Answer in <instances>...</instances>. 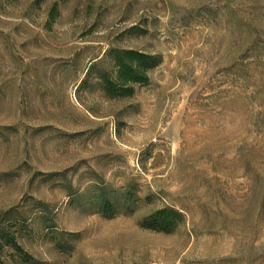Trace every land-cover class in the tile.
<instances>
[{"label": "rangeland", "instance_id": "374dc122", "mask_svg": "<svg viewBox=\"0 0 264 264\" xmlns=\"http://www.w3.org/2000/svg\"><path fill=\"white\" fill-rule=\"evenodd\" d=\"M111 43L162 56L131 97L78 88ZM165 205L176 231L140 225ZM8 221L43 264H264V0H0Z\"/></svg>", "mask_w": 264, "mask_h": 264}, {"label": "trees", "instance_id": "16d2710c", "mask_svg": "<svg viewBox=\"0 0 264 264\" xmlns=\"http://www.w3.org/2000/svg\"><path fill=\"white\" fill-rule=\"evenodd\" d=\"M55 12L56 6H52L48 16L53 17ZM101 54L90 58L78 88L99 90L107 99L131 97L135 93V85L148 84L150 70L162 61L159 53L112 43ZM89 188V209L93 212L112 217L119 212L134 210L135 203L128 192L121 197L115 192L111 195L109 186L104 183L94 184ZM185 220V213L181 209L165 205L149 211L141 218L140 225L157 232L173 233ZM18 232L12 231L9 221L0 225V264H43L23 246Z\"/></svg>", "mask_w": 264, "mask_h": 264}]
</instances>
